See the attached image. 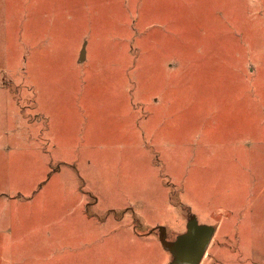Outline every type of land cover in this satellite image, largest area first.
<instances>
[{"label":"rangeland","instance_id":"374dc122","mask_svg":"<svg viewBox=\"0 0 264 264\" xmlns=\"http://www.w3.org/2000/svg\"><path fill=\"white\" fill-rule=\"evenodd\" d=\"M263 22L264 0H0V264H169L151 223L188 216L192 150L259 128ZM218 241L197 264H264Z\"/></svg>","mask_w":264,"mask_h":264},{"label":"crops","instance_id":"0c3cea01","mask_svg":"<svg viewBox=\"0 0 264 264\" xmlns=\"http://www.w3.org/2000/svg\"><path fill=\"white\" fill-rule=\"evenodd\" d=\"M203 119V112L190 113L187 124L194 121L199 124ZM253 122L259 124V128L253 132L248 150L241 145L243 141H248L249 137L242 138V134L236 131L228 134L229 138L236 136L235 139L228 140L229 144L225 142L227 138L219 140L218 144L216 139H210L201 143L200 151L195 153L192 150L190 166L186 170V200L190 205L188 216L175 215L168 223L157 220L152 222L151 226L154 224V228L157 226L169 228L171 234L175 231L176 236L186 230L187 221L190 216H194L198 224L212 227L207 246L215 238L219 241L229 238L235 239L250 254L264 252V86L253 88ZM194 132L197 136L206 135L201 131ZM220 132H222L220 129L214 130L212 135ZM192 187L197 189L195 195L192 194ZM76 200L79 206L85 202L83 196ZM24 201L25 199L17 200L13 208L15 214L21 217L15 226L20 229H25L23 224L27 220L25 217L28 216L27 212L20 214L21 209L29 203ZM82 210L85 211L84 206ZM244 210L245 212L241 214ZM130 225L127 231L131 241L137 243L150 241L151 238L145 240L147 238ZM120 226H122L120 222L111 223L112 231L120 230ZM174 238L167 237L168 240ZM152 240L149 243L159 242L154 236ZM219 241L215 248L217 259L221 251ZM164 256V260L172 257L168 251Z\"/></svg>","mask_w":264,"mask_h":264},{"label":"water","instance_id":"95a60500","mask_svg":"<svg viewBox=\"0 0 264 264\" xmlns=\"http://www.w3.org/2000/svg\"><path fill=\"white\" fill-rule=\"evenodd\" d=\"M211 233V226L198 224L195 217L190 216L186 230L172 240L165 238L164 229L160 227L159 240L172 256L169 264H197L205 253Z\"/></svg>","mask_w":264,"mask_h":264}]
</instances>
